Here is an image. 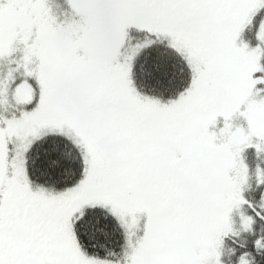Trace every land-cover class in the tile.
<instances>
[{
    "label": "snow or ice",
    "instance_id": "obj_1",
    "mask_svg": "<svg viewBox=\"0 0 264 264\" xmlns=\"http://www.w3.org/2000/svg\"><path fill=\"white\" fill-rule=\"evenodd\" d=\"M0 264H264V0H0Z\"/></svg>",
    "mask_w": 264,
    "mask_h": 264
}]
</instances>
